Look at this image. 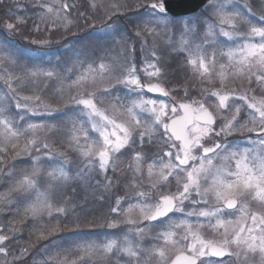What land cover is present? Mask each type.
Returning a JSON list of instances; mask_svg holds the SVG:
<instances>
[{"label": "snow or ice", "instance_id": "6c2138e0", "mask_svg": "<svg viewBox=\"0 0 264 264\" xmlns=\"http://www.w3.org/2000/svg\"><path fill=\"white\" fill-rule=\"evenodd\" d=\"M35 6L40 9L39 18L47 31L58 26L67 31L73 24L70 14L76 5L68 0H36ZM90 6L96 7L94 0ZM113 7L118 11L120 5ZM144 7L150 17L145 22L147 33L156 35L157 28L167 32L176 23L169 17L166 0H152ZM205 7L211 9L209 15L183 18V31L178 42V50L186 54V64L192 75L201 82L200 99L176 102L173 97V104L169 106L163 100L146 98L145 90L164 96L170 93L159 83L142 82L136 65L131 62L117 75H113L114 68L110 64L100 62L94 67L89 63L71 82L69 88H76L78 92L70 100L80 107V111L69 118L68 140L69 147L80 157L78 163L66 153H54L46 140L38 136V131L56 129V124L41 120L27 123L23 128L19 126L20 122L30 118L29 113L37 116L43 109L51 115L57 109L45 104L39 95L20 97L13 87L14 81L59 78V73L55 68H44L39 64L29 67L26 62H19L15 52L7 50L6 43L0 44V66L7 62L12 66L19 63L24 68L22 77L0 67V80L10 93L15 94L12 98L19 110L15 116L9 115V106L0 102V145L31 133V138L15 155L45 150L43 157H32L31 171L22 170L21 177L9 189L24 198L25 216L36 218L46 213L52 217L54 213H63L65 207L60 202L61 195L68 189L72 192L77 188L95 190L101 186L99 176H103L104 190L110 191L113 180L108 172L116 170L118 154L132 148L137 141L143 147L145 139L151 142L158 130L162 129L161 134L166 137L167 151L163 155L153 156L151 162L145 163V153L133 149L127 165L141 181L147 176L150 189L156 193L155 199L150 192L142 190L127 198L117 197L111 212L124 219H112L107 226L115 229L125 223L135 227L129 228L122 237H112L101 244H77L83 254L81 261L83 256L96 253L108 256L115 250L127 257L129 264H251L252 257L257 254L258 264H264V95H255L251 87L255 83L264 90V14L257 15L250 4L238 5L235 0H207ZM190 20L195 22L190 23ZM23 24L24 18L15 16L13 21H6L4 27L9 34H17ZM148 24L156 27L149 28ZM197 24L203 26V33L200 42L194 43L191 37L197 32ZM105 27L110 32L117 31L115 24L109 23ZM33 30L36 33L42 31L39 24ZM136 35L141 36V32L137 31ZM226 42H232L233 46H226ZM30 43L43 47L51 40L32 39ZM152 56L154 61H146L144 71L149 79H159L161 69L156 63L155 51ZM222 59L226 62L222 63ZM76 63L83 62L77 60ZM237 78L247 82L245 90L238 92L227 88V82ZM98 81L101 87L86 90V85H96ZM217 82L219 87L204 86ZM116 85H124L130 93H136L135 98L124 102L117 96L115 100L119 103L101 107L103 101H98L97 93L109 94ZM210 98H214L213 103H207ZM3 100L0 97V101ZM242 108L247 114L244 120L241 119ZM178 111L183 115L177 116ZM245 131L256 134L255 138H247V146L219 140L206 146L214 137ZM12 147L15 149L16 144ZM6 151L0 146V152ZM45 158L51 162V167L46 170L41 165ZM4 163L0 156V165ZM11 174L10 170L8 175ZM41 176L45 177L43 183ZM172 180H175V191L168 187ZM131 187L140 188L142 183L134 179ZM67 199L64 197L65 203ZM128 199L135 203H128V207L123 208L122 203ZM0 200L13 202L8 200L7 194H0ZM186 202L192 206L188 211H185ZM253 203L259 208L253 209ZM234 213L239 215L232 219ZM177 214L180 218L173 219ZM165 220L164 229L154 237L162 243L143 248L140 242L148 229L139 225ZM57 227L53 226L52 231L55 232ZM133 234L136 240L131 238ZM43 237L44 233L40 232L39 238ZM8 239V236L0 235V245ZM26 252L27 249H22L21 255ZM0 253L7 254L3 246H0ZM49 261L68 264L67 257L61 259L59 252L49 257Z\"/></svg>", "mask_w": 264, "mask_h": 264}, {"label": "trees", "instance_id": "16d2710c", "mask_svg": "<svg viewBox=\"0 0 264 264\" xmlns=\"http://www.w3.org/2000/svg\"><path fill=\"white\" fill-rule=\"evenodd\" d=\"M143 1L151 0H94L96 7L92 9L90 6L92 0H68V3L76 5L70 14L73 24L69 26L67 31L59 26L52 31H47L44 24L40 21V9L35 6L36 0H0V44L6 43L8 46L7 50L15 52L19 57V62H26L29 67L32 64H39L44 68H55L59 73V78L41 77L36 80L24 78L14 81L13 87L17 93L24 96L39 95L45 104H49L52 108L57 109L51 115L43 111L37 116H32L29 113L28 116L30 118L20 122L19 126L21 128L25 127L27 123H39L41 120L49 124H56L57 128L47 131L43 137L53 149L57 148L62 152L64 151L63 153H66L73 162L78 163L80 157L78 153L69 147L68 140L69 129L71 128L69 118L75 116L80 111V107L70 100V97L77 95L78 92L76 88H69L71 82L77 78L83 68H86L89 63L93 64L94 67L100 62L110 64L114 68L113 75H117L124 66L131 62L136 65L137 69L140 68V72H142L139 60L140 54L148 62H153V51H155L156 57H158L156 63L161 69L160 77L159 79H149L144 75L142 76V80L147 83L159 82L169 91L170 95L167 98L152 96L145 92L144 95L155 99H162L168 103L173 102V97L176 102L194 98V95L198 92L196 90L198 80L192 75L189 66L186 64V54L178 50L181 32L174 29V23L167 32L162 28H157L158 34L151 35L147 33L145 31V22L150 17L146 15L147 9L144 7L145 3ZM141 2L144 4H140ZM247 2L261 6L263 0H248ZM114 4L120 5L118 11L113 7ZM261 10L262 7L259 11ZM209 11L211 12L210 8ZM259 11H257L259 14H264ZM210 12H206V14L209 15ZM79 13H84L85 15L82 17ZM196 13L182 17H169L177 21ZM15 16L24 18L25 24L20 27V33L25 34L24 36L29 42L32 39H49L52 43H56L51 49H28L21 47L13 36L2 28V25L6 21H13ZM109 23L115 24L117 31L110 32L105 27ZM37 24L42 29L40 33H36L33 30ZM147 27L155 28L156 26L148 24ZM132 31H140L142 35L147 37L148 44L146 48H142L141 53L131 41ZM122 37L126 39L122 40ZM130 44L134 46V49L129 48ZM77 60L83 63H76ZM0 67L8 68L10 72L22 77L24 76V68L19 63L17 66H12L5 62ZM101 86L98 81L96 85H86L85 88L87 91H93L95 88ZM121 87L123 85H116L109 94L98 92V101H103L100 106L107 108L111 103H119L115 100L117 96L124 102L136 96L135 93H130L129 89ZM185 90H187V96L185 95ZM12 94L14 93L8 91L3 80H0V97L4 98L0 102H4L9 106V115L15 116L19 110L15 108V99H11L10 97V95L13 96ZM20 114L23 115L24 113L21 112ZM77 118L83 119V117ZM161 133L162 131L158 130L151 142L145 139L143 147L137 141L132 148L117 155L116 170L114 172L110 170L108 176L112 177L114 188H118L120 193L123 191L126 198L131 196L135 191L142 190L148 192L150 190L148 189L150 186L147 176L145 175L141 181V178L134 176V173L127 165L133 155V149L145 153V163L151 162L150 158L153 156L163 155V152L166 150V143ZM29 134L21 135L18 139L13 138L10 142L0 145L7 149L6 152H0V156H3L5 161L4 164L0 165V168L3 169V171H0V180H4L2 182L4 186H10L11 188L14 185L15 181L21 177L16 178V174L22 166L26 165L27 170L31 171V168H29L31 164L29 155H15L17 151L24 147L26 141L31 138V134L30 137ZM248 134L250 133L245 131L243 134L234 133L226 138L233 141L236 138L249 136ZM12 144H16L15 149L12 147ZM41 150L45 151L44 149ZM43 155L41 156L43 157ZM43 161L47 162V159H42L41 162ZM10 170L12 174L8 175ZM97 179L100 180L101 186L95 188V190L77 188L81 189L80 196L91 200L86 201L83 206H79L76 210L73 209L71 213L63 217L55 213L52 217H49L46 213L42 217L36 218H33L31 215L25 216L23 213L24 198L15 191L8 192V195L15 193L19 197L15 198L9 195L7 197L9 198L8 200H12L13 202L3 207L5 211L2 212L0 209V235L9 237L3 244L7 252V261L4 263L0 255V264H44L46 261L48 264H55L54 261H49V257L58 252L61 254V259L67 257L68 264H72L73 261H77L78 264H129L128 258L115 250L108 256L96 253L92 256H83V260H80L83 254L76 247L77 244L88 242L101 244L109 238L122 237L128 232L129 228L135 227L134 225L121 223L116 229L107 228L110 220H123L124 217H117L111 212V209H109L111 206L107 197L108 191H105L103 188V176H99ZM134 179L137 183H142V187L133 189L131 185ZM168 187L172 191H175V180H172ZM19 198H21V205L16 203L15 200ZM149 202L152 201L150 200ZM128 203H135V201L128 199L127 202L122 203V207L127 208ZM191 207L190 204L186 206V211ZM251 207L257 209L259 205L253 203ZM71 214L72 216H70ZM133 217L136 218L135 213ZM172 218L179 219L180 216H173ZM13 222L19 223L12 225ZM166 223L167 221L165 220L163 222H153L151 225H148L147 222L140 224V227L148 229L143 241L140 242L141 246L143 248H150L153 245L161 244L162 241H158L154 237L164 229ZM53 226H58L55 232L52 231ZM15 229L17 233L13 234ZM122 230L124 231L123 234L117 235ZM40 232L44 233L43 238H39ZM11 234L13 235L11 236ZM208 235L211 238L212 234L210 232ZM131 238L136 240L134 234ZM53 244L57 246L53 247ZM46 248L47 251H45ZM22 249H27L24 255H21ZM63 249H69V251L64 252L62 251ZM258 261L259 255L257 254L252 257L251 264H258Z\"/></svg>", "mask_w": 264, "mask_h": 264}, {"label": "rangeland", "instance_id": "374dc122", "mask_svg": "<svg viewBox=\"0 0 264 264\" xmlns=\"http://www.w3.org/2000/svg\"><path fill=\"white\" fill-rule=\"evenodd\" d=\"M248 0H235V2L238 4V5H242V4H245V3H247V4H250V3H248L247 2ZM144 3H145V5L146 4H148L149 2H152V0L151 1H143ZM143 2H141L140 4H144ZM251 5V7L253 8V10L256 12V14L257 15H260L257 11H259V9L262 7V9H264V0H263V2H262V5L260 6V5H253V4H250ZM98 6V5H97ZM93 9V8H92ZM201 9V8H200ZM198 10L197 11V13L196 14H194V15H191V16H188V17H192V16H195V17H198V18H202L203 16H207V14H206V12H210L209 11V8H206L205 6H203L202 7V9L201 10ZM259 12H262V10L261 11H259ZM262 13H264V12H262ZM96 18V17H95ZM190 23H194L195 21H192V20H190L189 21ZM5 24V23H4ZM4 24L2 25V28L9 34V32L6 30V28L4 27ZM174 29H176V30H178V31H180L181 33H182V31H183V18H181V19H179V20H177L176 21V23H175V26H174ZM136 32L137 31H132L131 32V41L135 44V47L138 49V51H140V53H141V50H142V48H146V46H147V44H148V40H147V37L146 36H144V35H142L141 34V36H137L136 35ZM202 33H203V26L202 25H200V24H197V32H196V34H194L192 37H191V39L193 40V42L194 43H198V42H200V40H201V37H202ZM11 36H13V38L16 40V42L21 46V47H24V48H28V49H37V48H39V49H43V48H48V49H51L52 48V46L56 43H50L49 45H47V46H43V47H41V46H39V45H36V44H31L26 38H25V34H21L20 32L19 33H17V34H10ZM223 39V38H222ZM226 46H233L232 45V42H226ZM131 47V49L133 48L134 49V46L132 45V44H130L129 45V48ZM209 51H211V49H209ZM127 60H128V56H127ZM139 60H140V65H141V69H142V72H140V68H138L137 69V74H138V76L141 78V80H142V76H144V75H146L145 74V71H144V69H145V67H146V59L144 58V56L142 55V54H140V56H139ZM148 62V61H147ZM221 62L223 63V62H226L225 60H221ZM148 63H152L151 61H149ZM149 71H151V69H149ZM196 80H198V87H196V90L198 91L197 92V94H195L194 95V98L195 99H200L201 98V91H200V89H201V82H200V80L196 77ZM142 82H144V83H147V82H145V81H143L142 80ZM150 83H153V82H150ZM159 83V82H158ZM204 86H207V87H219L220 85H219V83L217 82L216 84H214V85H204ZM227 88H229V89H236L238 92L239 91H242V90H245L247 87H248V85H247V82L246 81H244V80H242V79H239V78H237V79H230L228 82H227ZM254 90H255V95H257V96H262V95H264V90H261L260 88H258L256 85H255V83H253L252 84V86H251ZM121 88H126V89H128L127 87H125L124 85H123V87H121ZM19 94V93H18ZM136 94V93H135ZM13 96L15 95V94H12ZM13 96H11L10 95V97H11V99H12V97ZM19 96L20 97H25L24 95H22V94H19ZM146 98H148V99H153V100H157V101H161L162 99H155V98H151V97H147V96H145ZM132 98V97H131ZM133 98H135V97H133ZM16 101V100H15ZM166 104H168L169 106L171 105V104H173V102L172 103H168L167 101H165V100H163ZM181 102V101H180ZM214 102V98H210L208 101H207V103H213ZM102 107H104V106H102ZM41 111H43V109H41ZM44 112V111H43ZM178 114V113H177ZM169 115L171 116L172 114H171V112H169ZM222 115H227V113H222ZM241 119L242 120H244V119H247V114L243 111V108H242V116H241ZM161 131H162V129H161ZM46 132H47V130H44V131H38V136H40L41 137V139H45L44 137H43V135L44 134H46ZM29 134V133H28ZM31 134V133H30ZM30 134H29V137H30ZM249 136H251L252 138H255V136H256V134L255 133H250V134H248ZM249 136H245V137H241V138H236V139H234L233 141H230V139L229 138H226V137H214V138H212V139H209L208 141H207V143H206V146H211L216 140H219L221 143H224V142H227V143H229V144H232V143H239L241 146H247L246 145V140H247V138L249 137ZM164 139L166 140V137H164ZM51 141V140H50ZM65 144H67V142H65ZM19 147H22V146H19ZM166 147V150L165 151H167V145L165 146ZM50 149H52L53 150V152L54 153H61L62 151L61 150H59V149H57V148H55V149H53L51 146H50ZM64 152V151H63ZM42 154H44V151L43 150H41L39 153H37V152H35V151H33L32 153H31V155H29V157H30V161L32 162V157L33 156H37V155H39V156H41ZM47 159V158H46ZM41 165H42V167L46 170V169H48V168H50L51 167V162L47 159V162H45V161H43V162H41ZM29 168H31V164L29 165ZM22 170H27V166L25 165V166H22L21 167V169H20V171L16 174L17 175V177L16 178H18V177H20L21 175H22ZM44 179H45V177H43V176H41V182H43L44 181ZM4 180H0V194H7V197L9 196V195H12V196H14L15 198L16 197H19V195L18 194H15V193H10L9 195H8V192H9V189H10V186H4V184H2V182H3ZM114 184V183H113ZM13 186H11V188H12ZM115 186L113 185V187L111 188V190L110 191H108V201H109V204H110V206H111V208L112 207H114L115 206V200H116V198L117 197H125L124 196V194H123V191H122V193H120L119 192V190H118V188H114ZM148 189H150V188H148ZM148 192H150V194H151V196L152 197H154L153 199H155V197H156V193H155V191L154 190H149ZM81 195V189H77L75 192H72L71 191V189H68L66 192H64L62 195H61V197H60V202L63 204V206L65 207V211L63 212V213H60V214H57V215H59V216H61V217H63V216H66V214H69V213H71L72 211H73V209H77L79 206H83L85 203H86V201H90L91 199H89V198H84L83 196H80ZM64 197H67L68 199H67V202L65 203L64 202ZM9 199V198H8ZM29 199V198H28ZM31 199V198H30ZM14 200V199H13ZM16 200V203H18V204H20L21 205V198H19V199H15ZM14 200V201H15ZM12 201V200H11ZM8 205H10L9 203H7L5 200H0V209L2 210V212L3 211H5V209L3 208L4 206H8ZM189 205V203L188 202H186V206H188ZM109 207V206H108ZM111 208H109V209H111ZM185 211H186V208H185ZM239 215V213H234L233 214V216L231 217L232 219H235L237 216ZM70 216H72V214L70 215ZM11 217V216H10ZM9 217V218H10ZM176 217H179V214H177L176 215ZM17 223H19V222H13L12 223V225H15V224H17ZM74 224V223H73ZM77 224V223H76ZM102 226V225H101ZM108 229H109V227H107ZM116 229V228H115ZM113 232V231H112ZM123 230L121 231V232H118V234L117 235H122L123 234ZM17 233V231H16V229L14 230V233L13 234H16ZM115 233V232H114ZM13 234H11V236L13 235ZM4 244V243H3ZM1 246H3V245H1ZM0 255H1V258H2V260H3V262L4 263H6V255L4 254V253H0Z\"/></svg>", "mask_w": 264, "mask_h": 264}, {"label": "water", "instance_id": "95a60500", "mask_svg": "<svg viewBox=\"0 0 264 264\" xmlns=\"http://www.w3.org/2000/svg\"><path fill=\"white\" fill-rule=\"evenodd\" d=\"M207 0H166L169 16L173 17H179V16H185L188 14H192L196 11H198ZM152 2H149L150 4ZM147 5V4H146ZM158 83V82H153ZM147 94L154 95V96H160V97H167L164 96L162 93L159 92H147ZM183 115L182 111H179V114L177 116Z\"/></svg>", "mask_w": 264, "mask_h": 264}, {"label": "bare ground", "instance_id": "6f19581e", "mask_svg": "<svg viewBox=\"0 0 264 264\" xmlns=\"http://www.w3.org/2000/svg\"><path fill=\"white\" fill-rule=\"evenodd\" d=\"M206 3H207V1H206ZM206 3H205V4H206ZM194 13H195V12H194ZM192 14H193V13H192ZM188 15H190V14H188ZM185 16H187V15H185Z\"/></svg>", "mask_w": 264, "mask_h": 264}]
</instances>
